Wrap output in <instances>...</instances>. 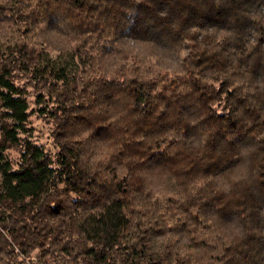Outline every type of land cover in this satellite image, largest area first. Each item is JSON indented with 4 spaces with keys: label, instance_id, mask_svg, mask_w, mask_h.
I'll use <instances>...</instances> for the list:
<instances>
[{
    "label": "trees",
    "instance_id": "1",
    "mask_svg": "<svg viewBox=\"0 0 264 264\" xmlns=\"http://www.w3.org/2000/svg\"><path fill=\"white\" fill-rule=\"evenodd\" d=\"M0 264H264V0H0Z\"/></svg>",
    "mask_w": 264,
    "mask_h": 264
},
{
    "label": "rangeland",
    "instance_id": "2",
    "mask_svg": "<svg viewBox=\"0 0 264 264\" xmlns=\"http://www.w3.org/2000/svg\"><path fill=\"white\" fill-rule=\"evenodd\" d=\"M33 124L35 126V137L45 142L46 144H50L51 137L49 131V123L38 117H33Z\"/></svg>",
    "mask_w": 264,
    "mask_h": 264
}]
</instances>
